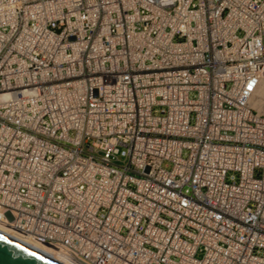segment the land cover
Listing matches in <instances>:
<instances>
[{
    "label": "built area",
    "instance_id": "obj_1",
    "mask_svg": "<svg viewBox=\"0 0 264 264\" xmlns=\"http://www.w3.org/2000/svg\"><path fill=\"white\" fill-rule=\"evenodd\" d=\"M263 80L264 0H0V223L76 264H264Z\"/></svg>",
    "mask_w": 264,
    "mask_h": 264
},
{
    "label": "water",
    "instance_id": "obj_2",
    "mask_svg": "<svg viewBox=\"0 0 264 264\" xmlns=\"http://www.w3.org/2000/svg\"><path fill=\"white\" fill-rule=\"evenodd\" d=\"M0 264H66L0 231Z\"/></svg>",
    "mask_w": 264,
    "mask_h": 264
},
{
    "label": "bare ground",
    "instance_id": "obj_3",
    "mask_svg": "<svg viewBox=\"0 0 264 264\" xmlns=\"http://www.w3.org/2000/svg\"><path fill=\"white\" fill-rule=\"evenodd\" d=\"M255 104L257 107H259L261 110L264 109V80L261 83V86L258 90V94H257V98L255 101ZM0 231L4 232L5 234H8L18 240H21L24 243H27L33 247H36L40 250H42L43 252H45L46 254L61 260L62 262H65L66 264H76L74 262H72L69 258H67L65 255L61 254L60 252L56 251L54 249V247L52 248V246H49L48 244L43 245L41 242V244L38 243H33L30 241H26L25 239L21 238L18 234L14 233L13 231H11L10 229L5 228L4 226H2V224L0 223Z\"/></svg>",
    "mask_w": 264,
    "mask_h": 264
}]
</instances>
